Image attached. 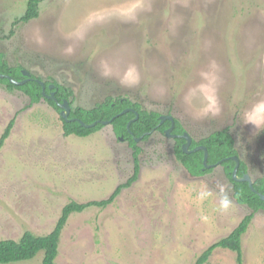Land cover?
<instances>
[{"label": "rangeland", "instance_id": "obj_1", "mask_svg": "<svg viewBox=\"0 0 264 264\" xmlns=\"http://www.w3.org/2000/svg\"><path fill=\"white\" fill-rule=\"evenodd\" d=\"M27 1L0 0V52L10 66L69 88L73 106L128 97L178 119L191 141L228 129L252 181L264 177V130L243 122L264 99V0H39L35 18L17 21ZM210 61L219 68L221 113L194 119ZM13 117L0 149V240L47 234L66 203L105 199L133 172L132 150L111 125L65 135L45 98L31 103L0 82V135ZM137 144V179L107 206L69 216L57 264H196L251 212L243 264H264V209L236 201L221 164L194 176L175 158L172 137L154 131ZM221 189L232 202L226 213ZM202 192L211 195L201 201ZM202 264H236L235 252L216 248Z\"/></svg>", "mask_w": 264, "mask_h": 264}, {"label": "trees", "instance_id": "obj_2", "mask_svg": "<svg viewBox=\"0 0 264 264\" xmlns=\"http://www.w3.org/2000/svg\"><path fill=\"white\" fill-rule=\"evenodd\" d=\"M38 1L39 0H28L24 14L19 17L17 21L26 22L35 18L38 15ZM0 74H8L16 80L25 78L22 73V67L10 66L1 52ZM30 77L31 78L23 84H12L7 78H0V82L5 84L10 90H21L29 97L31 103L39 102L41 98H45L50 105L60 112L61 108L58 104L54 100L48 99L43 95L42 86L37 81V79L40 78L34 75H30ZM44 83L45 92L47 94L53 91L58 102L62 103L64 100H67L70 105L67 115V118L70 120L61 117L62 129L65 135L73 134L84 137L103 127V124L100 122L92 127H85L79 123L78 119L85 123L112 119L110 125L114 134L117 138L122 137V140L126 141L132 150L133 172L125 182L117 185L114 191L105 199L87 202L70 201L66 203L63 206L54 227L47 234L37 235L27 230L16 240L1 239L0 264H10L29 260L35 257L39 252H42L43 255L42 264H57L56 257L58 255L59 239L69 216L72 213L81 212L90 206L104 207L113 202L121 189L129 187L138 177L140 167L139 153L141 152V147L137 144L135 138L143 135L142 139L146 140L152 132L159 131L163 133L171 125V121L168 119L160 123L161 114L159 112L148 110L141 106L140 103L132 101L128 97H107L102 102L96 103L91 108L86 109L80 106H73V100L71 98L72 92L69 88L55 81H44ZM50 84L54 85L53 88H49ZM125 108H131L133 111L128 110L127 112L120 114ZM134 112H136L138 116L135 120L130 121L135 117ZM14 120V117L9 120L0 135V149L10 135ZM129 122L130 131L127 129V124ZM146 132H148V134H145ZM171 132L177 135L185 132L182 124L176 118H174V126ZM173 140V154L190 174L200 176L209 173L212 171L213 166L220 161V164L232 183L233 195L236 201L240 204L247 205L252 211L264 209V200L249 188L248 183L246 181L234 180L231 176V172L235 165V162L231 157L237 155L238 152L234 147V140L228 129L224 128L213 131L197 141L192 140L190 143V149L198 145L206 147L208 153L207 163L212 165L210 167H204L202 150L184 152L182 149V145L185 142L184 138L176 136ZM247 172V166L240 160V164L237 168V175L243 176ZM253 184L258 192L264 194V177L255 179ZM252 217L253 213H248L229 234L210 244L197 258L196 264H202L207 261L216 248L232 250L235 252V263L243 264L242 236L246 232Z\"/></svg>", "mask_w": 264, "mask_h": 264}, {"label": "clouds", "instance_id": "obj_3", "mask_svg": "<svg viewBox=\"0 0 264 264\" xmlns=\"http://www.w3.org/2000/svg\"><path fill=\"white\" fill-rule=\"evenodd\" d=\"M70 51L71 50H69V52ZM208 67V72L200 73L202 79L206 83L199 86V92L201 93V103L200 107L194 109L193 111L194 119L216 118L221 113L217 96L219 77L216 75V73L219 71V68L214 61H210ZM137 83L138 78L131 81H121V85L125 87H132ZM185 102L188 103L187 97L185 98ZM243 122L244 125H251L256 130H264V99L258 100L250 106V108L243 114ZM209 195H211V193L202 192L198 199L203 201ZM231 208V200H229L228 196L224 193V190L221 189L218 201V210L220 212L226 213Z\"/></svg>", "mask_w": 264, "mask_h": 264}, {"label": "water", "instance_id": "obj_4", "mask_svg": "<svg viewBox=\"0 0 264 264\" xmlns=\"http://www.w3.org/2000/svg\"><path fill=\"white\" fill-rule=\"evenodd\" d=\"M22 73L23 75L25 76V78L21 79V80H16L14 77L8 75V74H0V78H7L12 84H23L24 82H26L28 79H30V73L24 69H22ZM37 81L41 84L42 86V93L43 95H45V97H47L48 99H52L54 100L58 106L61 108L60 110V114L63 118L67 119V120H70L69 118H67V115H68V112H69V109H70V105L68 103L67 100H64L62 103L58 102L56 97L54 96V92L51 91L49 94H47L45 92V83L44 81L40 80V79H37ZM53 84H50L49 85V88H53ZM128 110H132L131 108H125L123 109L120 114H123L125 112H127ZM135 113V117H133L130 121H133L137 118L138 114L136 112ZM170 120L171 121V125L170 127H168L164 132L163 134L165 136H168V137H176V136H180L182 138H184L185 142L183 143L182 145V149L184 152H192V151H196V150H202L203 151V164H204V167H210L212 166L211 164L207 163V158H208V153H207V149L205 146L203 145H198L192 149L189 148L190 146V143H191V137L188 135V133L185 131L184 133L180 134V135H177V134H174L172 133V128L174 126V118L171 116V115H160V123H162L164 120ZM111 120H98V121H94V122H91V123H85L83 122L82 120L78 119L79 123L82 125V126H85V127H92L94 125H96L98 122H100L101 124L103 125H110L111 124ZM129 124L130 122L127 124V129L128 131H130V128H129ZM154 131V130H153ZM145 134H148V132H146ZM143 135L139 136V137H136L135 140L136 142H138L140 139H142ZM119 140H122V137H119ZM234 162H235V165H234V168L231 172V176L234 180H237V181H246L248 183V186L249 188L257 193L259 195V197L264 200V194L258 192V190L254 187V184H253V181L250 177V175L248 173H245L243 176H238L237 175V168L240 164V159L237 155H234L231 157ZM217 164H220V161L217 163Z\"/></svg>", "mask_w": 264, "mask_h": 264}]
</instances>
